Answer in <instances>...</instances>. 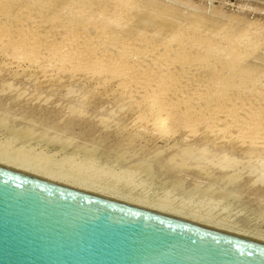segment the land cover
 Wrapping results in <instances>:
<instances>
[{
  "label": "rangeland",
  "instance_id": "374dc122",
  "mask_svg": "<svg viewBox=\"0 0 264 264\" xmlns=\"http://www.w3.org/2000/svg\"><path fill=\"white\" fill-rule=\"evenodd\" d=\"M36 1L40 2V5L39 3L34 5ZM36 1L22 0L20 2L16 0V4H12L13 7L15 5V8H17V6L22 5L26 8L20 12L16 10L12 14L17 15V18L20 16L18 18L20 19L25 18L24 15H31L30 12H36L35 10H37L41 12L42 22L46 23L48 19H51V22L56 20L57 22H54L56 25L52 23L54 27L58 28L56 32V28L53 29V27L54 32L52 31V25H49L51 24L49 20L50 23L48 24L47 22L49 26L45 23L42 25L45 26V31L43 30L44 27L40 30L41 25L37 23H34V28L29 27H33V22L31 25L28 22L25 25L27 28L33 29L32 31L30 30L31 36L36 26L37 31L40 33L38 35L42 36L41 34L45 32V39L48 38L46 42L50 41L49 43H51L54 50L50 46L47 47L45 45L46 48H41L42 51H39V54H34L32 50H26L27 48L21 45L24 37L22 39L14 36L11 40H0V157L4 160L7 159L5 158L7 155L11 162H15L12 161L13 158H18V160L20 158L25 163L30 161L36 165L31 166L32 164L28 163L30 167H35L37 170L34 169L38 172H42V170H38L37 164L39 165L38 167L45 165V169H49V172L45 173L47 170L44 167H40L45 170L42 173L50 175L49 173H52V170H57L51 175H61L62 177H59L64 178L65 181L68 177L72 178V175L76 176L74 179L72 178L73 182H76L75 179L81 185L85 182L83 185L97 190L94 192L114 197V199L123 202L126 201L135 205L141 204L140 206L144 204L143 207L145 208L150 205L151 208L161 207V209L168 213L170 212L169 214L173 216L180 217L183 215L188 220L197 219L196 221L203 224L209 221L207 224L211 226L223 227V229L264 240V151L256 150V147L249 149V151L244 150L243 147H240V145L244 144L236 142V140L218 139L219 134L214 133L218 129L216 126H219V120L217 121L216 119H210L208 126L207 124H200L192 128L193 130H179L180 132L178 131L176 134L161 135V130L175 121V115L171 114L173 116H169L170 119L167 118L165 120L167 122H165L164 119L167 116L162 112L160 117H162L161 119L164 122L161 121L160 126L159 124L157 125L160 129L155 125L153 126V118L149 114L151 107L146 102L149 94H144L145 92L142 91V93L138 94L135 90L126 91L123 83H120L117 78H115L116 80L114 79V76L118 75L117 72H119L118 69L121 66V64L117 65V62L126 59L133 60L135 65H143L150 62V55H146L148 53L147 43L155 42L156 44H161L178 34V38L182 37L180 39H185L183 41L184 47L181 46V48L196 51L195 53L201 56L203 54V59L208 58L209 55L201 53L200 50H203L208 44L209 46L216 43L217 45L219 44L218 47H221L222 51L227 54L225 55L220 50L222 53L220 55H224V57L232 56L233 52L237 56L239 55L237 52L240 51L238 53H240V57L242 56L241 65L245 71L249 72L246 73L245 78L253 77L255 79L248 83L250 85H247L245 93L242 91V95L239 94V90L236 91L237 84L231 83V86H234H232L233 89L236 86V90L231 91L232 94L230 92L229 99L236 97L235 99L237 100V97L241 96L238 101L234 98L231 101L229 100L227 105L230 107L229 109L235 108L233 110H238L241 115L245 116L255 115L257 111L263 112L264 0ZM31 2L34 3L33 6ZM43 2L46 3L44 4ZM46 4L47 7H44ZM76 5L78 6L77 8ZM35 7L36 9H34ZM59 7L62 8L63 12ZM78 8L81 9L80 12H78ZM83 8L88 12L85 9L82 10ZM100 8L110 13V16L108 13L105 14V11L103 12ZM119 9L122 10L123 14L118 11ZM93 10L94 13L98 12L99 16L97 18L94 17L96 14L92 12ZM71 11L72 15H74L73 17H71ZM68 12L69 14H67ZM79 13L89 15L83 16ZM30 15L27 17H31ZM76 15L79 16L81 22H83L81 16L83 19L86 17L84 23H81L79 18L76 19ZM61 16L62 18L68 17L72 21L70 22L68 19L65 18L64 20L63 18V21L67 20L63 22ZM118 16L121 18L118 23L112 21V18L115 20V17L118 18ZM59 18H61L60 21ZM107 18H110L109 21ZM20 20H17L19 23L15 21L16 23L10 22L12 24H0V26L13 27L20 33L27 29L23 26L24 20L23 22L22 19ZM78 20L79 22H73ZM142 20L145 21L143 22ZM60 22L63 23V27L68 22L67 26H69L70 30L75 28L77 34L81 32L77 30L81 28L78 25L86 23L83 26L86 29L84 30L82 27L81 30L83 32L86 31L85 33L89 35L87 36L85 33L81 35L80 33L81 36H79L84 39L81 41L89 43L90 51H86L87 44L85 46V42H82L85 51L81 50V45L77 47L75 52L74 50L69 53L63 50L60 52L56 51L54 45H58L64 34L67 31L74 32L69 31L67 26L66 31L62 24L59 28ZM6 23L8 24V22ZM71 23H74L75 26L71 27ZM187 28L191 30L189 31ZM29 29L27 30L29 31ZM102 29L105 33H103ZM49 30L52 31H50L51 36L48 33ZM58 31H60L59 35H57ZM62 31L66 32L63 33ZM99 31H101L103 38L99 36ZM94 32L99 35L97 36ZM53 34L56 37L55 35L53 37ZM192 38L197 44L200 43L198 47L191 44ZM196 38L197 40H195ZM89 39L91 42H89ZM95 40L98 42L96 43ZM107 41L114 45L116 44L115 47L119 49L117 48L118 50L114 51L112 47L113 50H111L109 42V46L106 48ZM100 42H102V46L106 43L103 47L109 50V53L106 49L104 51L103 48H100ZM141 42L144 44L142 45ZM126 44H130L133 46L132 48L139 49L141 52H133V57L132 51L127 52L123 49ZM36 45L38 44L35 43L32 46L35 47ZM123 45L124 47H121ZM238 45L244 46L243 49ZM67 46L69 47L68 43ZM78 48L80 49L78 50ZM235 48H241L242 51H245L242 54L240 49L236 50ZM45 49L49 50L47 54L44 51ZM121 49H123L122 53ZM110 50L113 52H110ZM142 51H145V54ZM142 53L144 56L141 55ZM100 56H105V60L109 61L110 65L116 66L114 73V70H112L109 74L104 73L101 75L102 73L98 72V70H89V67H93L94 60L100 58ZM226 58L228 57L222 59ZM55 60H61L67 70L58 69L60 64L58 66ZM205 60L208 61L207 59ZM224 62L222 61V63ZM40 67L44 71L39 69ZM69 67H76V69H71L70 71ZM195 69L193 81L190 79V84H195V86L201 85L203 82V84H211L213 81L214 86L215 84L218 85V80L215 82L213 77H216V73H218V76L223 73L220 69H217L218 72L210 69L209 72L205 71L206 73H203L204 69H200L199 66H196ZM199 70L201 71L199 72ZM159 71L156 74L160 73V76L161 74L163 76L166 74L161 72V70ZM140 73L137 69V72H134V77H139L138 75L141 76L143 74L142 71ZM223 75L225 74H222L221 77ZM154 76L151 78H154ZM104 78L105 81L103 80ZM236 82L238 83V81ZM195 86L194 88H196ZM235 92L239 93L236 94ZM132 95L136 96L132 98L130 97ZM143 98L146 99L144 102ZM154 102L152 101L150 104L152 105ZM244 104L250 106L247 113L239 110L241 105ZM146 113L147 115L149 114V117L145 116ZM262 120L264 121V117ZM149 122L152 126H150ZM163 124L166 125L164 126ZM189 132L192 133L190 134ZM259 145L263 147L264 142ZM18 160H16V163H21ZM230 161H232L231 165L229 164ZM59 170L60 172H58Z\"/></svg>",
  "mask_w": 264,
  "mask_h": 264
},
{
  "label": "water",
  "instance_id": "95a60500",
  "mask_svg": "<svg viewBox=\"0 0 264 264\" xmlns=\"http://www.w3.org/2000/svg\"><path fill=\"white\" fill-rule=\"evenodd\" d=\"M0 264H264V240L0 162Z\"/></svg>",
  "mask_w": 264,
  "mask_h": 264
},
{
  "label": "bare ground",
  "instance_id": "6f19581e",
  "mask_svg": "<svg viewBox=\"0 0 264 264\" xmlns=\"http://www.w3.org/2000/svg\"><path fill=\"white\" fill-rule=\"evenodd\" d=\"M15 1L16 0H0V24H6V25H9V23L10 22H14V23H16L15 21H17V20H20V19H22V22H23V20L27 17V16H29L28 14H27V16L26 15H24L25 16V18L23 19V18H20V19H18L16 16L17 15H13L12 14V12L14 13L16 10H17V12H20V11H22L24 8H26V7H24V6H20L19 4V6H17V8H15V5H14V7H13V5L12 4H16L15 3ZM18 1H22V0H18ZM36 1V0H35ZM51 1V0H50ZM68 1V0H67ZM70 1V0H69ZM68 1V2H69ZM73 1V0H72ZM86 1V0H85ZM90 1V0H89ZM95 1H97V0H95ZM95 1H94V3H95ZM111 1V0H110ZM110 1H109V3H110ZM118 1V0H117ZM126 1H128V0H126ZM34 2V1H33ZM33 2H31V4H32V6H33ZM47 2V1H46ZM45 2V3H46ZM82 2V1H81ZM124 2V1H123ZM122 2V3H123ZM17 3H19V2H17ZM39 3V5H40V2H35V4L34 5H37ZM44 3V2H43ZM44 3V4H45ZM48 3V2H47ZM50 3V2H49ZM74 3V2H73ZM107 3V2H106ZM120 3V2H119ZM130 3V2H129ZM54 4V3H53ZM81 4V3H80ZM86 4V3H85ZM127 4H128V2H127ZM42 5V4H41ZM72 5V4H71ZM95 5V4H94ZM98 5V4H97ZM102 5V4H101ZM110 5V4H109ZM115 5V4H114ZM131 5V4H130ZM26 6V5H25ZM44 6V5H43ZM43 6H41L42 8H43ZM67 6V5H66ZM80 6V5H79ZM82 6V5H81ZM89 6H91V5H89ZM28 7H29V5H28ZM37 7H39V6H37ZM40 7V9H42ZM44 7H47V4H46V6H44ZM48 7H50L49 5H48ZM62 7V6H61ZM65 7V6H64ZM78 6L76 5V8H77ZM100 7H102V6H100ZM129 7V6H128ZM60 8V7H59ZM76 8H75V10H76ZM117 8H119V7H117ZM34 9H36V7L34 8ZM38 9V8H37ZM61 10H62V8H60ZM66 9V8H65ZM68 9V8H67ZM85 8H83L82 10H84ZM101 10H102V8H100ZM99 9V10H100ZM116 9V8H115ZM33 10V9H32ZM44 10H45V8H44ZM59 10V9H58ZM74 10V11H75ZM78 12H80V8H78ZM101 10H100V13H101ZM122 10H123V8H122ZM122 10H118L119 12L121 11V13H122ZM127 10V9H126ZM10 11H11V13H10ZM29 11V10H28ZM36 12H30L31 13V17H27L25 20H24V22H23V26L24 27H26L27 28V26H25L26 24H32V22H33V27H31V26H29L30 28H34V23H37V24H39V25H41V29L40 28H38V29H40V30H42V28H43V30L45 31L46 29H45V26H42V25H44L43 23H45V22H42L43 20H42V15H41V12H39V11H37V10H35ZM60 11V10H59ZM58 11V12H59ZM64 11H66V10H64ZM68 11V10H67ZM70 11V10H69ZM85 11H86V9H85ZM103 11V10H102ZM105 11V10H104ZM103 11V12H104ZM25 13H26V11H24ZM44 12V11H43ZM47 13H48V11H46ZM62 12H63V10H62ZM77 12V13H78ZM81 12H84V11H81ZM86 12H88V11H86ZM85 12V13H86ZM93 13H94V10L92 11ZM118 12V13H119ZM50 13V12H49ZM60 13V12H59ZM75 13H76V11H75ZM98 13V12H97ZM97 13H94V14H96V16L94 15V17H98L99 16V14H97ZM108 12H106L105 11V14H107ZM20 14V13H19ZM67 14H69V12L67 13ZM71 17H73L74 15H72V11H71ZM74 14V13H73ZM79 14H82V13H79ZM104 14V13H103ZM110 13H108V15H109ZM123 14V13H122ZM152 14V13H151ZM83 16H88V15H84V13L82 14ZM108 15H106V16H108ZM114 15H115V13H114ZM131 15V14H130ZM66 16V15H65ZM67 16H69V15H67ZM78 15H76V19L77 18H79V16L77 17ZM81 16V15H80ZM110 16V15H109ZM137 16V15H136ZM22 17V16H21ZM70 17V16H69ZM70 17V18H71ZM90 17H92L91 15H90ZM89 17V18H90ZM93 17V18H94ZM102 17V16H101ZM114 17V16H113ZM117 17V16H116ZM115 17V20H114V18H112L113 20L112 21H116V23H118L119 21H120V17L118 16V18H116ZM156 17V16H155ZM15 18H17V20H15L14 21V19ZM61 18H62V16H61ZM61 18H59V21L61 20ZM64 18V20H65V18L66 17H63ZM63 18H62V21H63ZM69 18V19H70ZM81 18H82V21L83 22H81V20H80V18H79V20H80V22L81 23H84V19L86 18V17H84V19H83V17L81 16ZM88 18V17H87ZM66 19H68V17L66 18ZM68 19V20H69ZM74 19V18H73ZM90 19H92V18H90ZM100 19V18H99ZM108 19V21H109V19L110 18H107ZM138 19V18H137ZM140 19H143V18H140ZM33 20V21H32ZM49 20V19H48ZM47 20V22H48V24L51 22L50 20V22ZM79 20L78 21H73V22H79ZM21 21V20H20ZM31 23H30V22ZM56 21V20H55ZM54 21V22H55ZM59 21H58V23H59ZM61 21V22H62ZM67 21V20H66ZM66 21H63V22H66ZM70 21V20H69ZM68 21V22H69ZM71 21H72V19H71ZM70 21V22H71ZM86 21L88 22V20L86 19ZM137 21V20H136ZM141 21V20H140ZM143 22L145 21V20H142ZM148 21V20H147ZM146 21V22H147ZM6 22H8V24L6 23ZM28 22V23H27ZM47 22L45 23V24H47ZM54 22H53V20H52V22H51V24H49L50 26L52 25V23L54 24ZM57 22V21H56ZM60 22V25L58 26V24H57V26L60 28V26H61V24H62V27H63V23H61ZM68 22H67V25H68ZM149 22V21H148ZM147 22V23H148ZM17 23H19L18 21H17ZM40 23H42V24H40ZM103 23V22H102ZM105 23V22H104ZM115 23V24H116ZM134 23V22H133ZM150 23V22H149ZM10 24H12V23H10ZM20 24H22V23H20ZM37 24H35V25H37ZM47 24V26H49ZM70 24V23H69ZM72 24V23H71ZM80 24V23H79ZM86 24V23H85ZM85 24L83 25V24H81V25H78V26H81V28L83 27V26H85ZM111 24H112V22H111ZM54 25H56V23L54 24ZM64 25H66V24H64ZM66 25V26H67ZM110 25V24H109ZM4 26V25H3ZM13 26V25H12ZM63 27V28H65L66 29V31H67V27L69 28V26H67V27ZM73 26H75L74 25V23L72 24V26L71 27H73ZM93 26V25H92ZM171 26V25H170ZM52 27H53V29L54 28H56V30H55V32L58 30V28L57 27H54L53 25L51 26V29H52ZM77 27V26H76ZM106 27V26H105ZM112 27H113V25H112ZM178 27V26H177ZM188 27V26H187ZM191 27V26H190ZM19 28V27H18ZM50 28V27H49ZM78 28V27H77ZM76 28V29H77ZM81 28H79V29H77V30H79V31H81L80 33H81V35H82V33H85L86 31H82L81 30ZM84 28V27H83ZM90 28V27H89ZM95 28H99V27H95ZM94 28V29H95ZM101 28H103V27H101ZM172 28V27H171ZM195 28V27H194ZM20 29V28H19ZM27 29H29V28H27ZM26 29V30H27ZM35 29H36V31H35ZM34 29V31H33V35L31 36V34L32 33H30V30L31 29H29V31L27 30H25V31H23V32H20V33H18V31H16L13 27H2V26H0V40L1 41H4L5 39H13L14 38V36H16V38H18V37H21L22 39H23V37H24V41H22V43H21V45L24 47H26L27 49L26 50H32L33 51V53L34 54H36V53H38L39 54V51H42V49H44V48H46V46L48 47V46H50L51 47V49L53 48V46H51V43H49V42H46V40L48 39V38H46L45 39V36H44V34L46 35V33L44 32V34L42 33L41 35L42 36H40V35H38V34H40L39 33V31H37V26H36V28ZM48 29V28H47ZM52 29V31L54 32V30ZM86 29V27L84 28V30ZM88 29V28H87ZM91 29H93V27H91ZM104 29V28H103ZM103 29H102V31H103ZM175 29V28H174ZM188 29V28H187ZM195 29H197V28H195ZM24 30V29H23ZM33 30V29H32ZM31 30V31H32ZM60 30V29H59ZM61 30H63V29H61ZM97 30V29H96ZM101 30V29H100ZM104 30H106V29H104ZM108 30V29H107ZM189 30V29H188ZM191 30V29H190ZM189 30V31H190ZM197 30H199V29H197ZM223 30V29H222ZM22 31V30H21ZM48 31V30H47ZM51 30H49V35H50V33L52 32H50ZM66 31H62L63 33H65ZM69 31H74V32H66L65 34H64V36H63V38H62V40L58 43V45H54V47H55V49H56V51H58V52H60L61 50H63V51H65L66 53H69V52H72V50H74V52H75V50L77 51V47L79 46V45H81L80 46V48H82L81 50H84L83 49V45H82V42L83 41H81L82 39H83V37H80L81 35H80V33L79 34H77L76 32H75V28H74V30H70V28H69ZM87 31H89V30H87ZM93 31V30H92ZM117 31H118V29H117ZM176 31V30H175ZM178 31H181V30H178ZM177 31V32H178ZM218 31V30H217ZM43 32V31H42ZM101 31H99L98 33H100ZM110 32V31H109ZM115 32H116V30H115ZM37 33V34H36ZM59 33H60V31H58V34L57 35H59ZM95 33V32H94ZM103 33H105L104 31H103ZM107 33V32H106ZM113 33V32H112ZM118 33V32H117ZM179 33V32H178ZM191 33V32H190ZM217 33V32H216ZM62 34V33H61ZM86 34V33H85ZM92 34V33H91ZM96 34V33H95ZM95 34H93V35H95ZM177 34V33H176ZM180 34V33H179ZM195 34V33H194ZM49 35H47V36H49ZM52 35V34H51ZM50 35V36H51ZM54 35L55 34H53V37H54ZM80 35V36H79ZM87 35V34H86ZM89 35V34H88ZM87 35V36H88ZM97 36L99 35V34H96ZM106 35V34H105ZM108 35V34H107ZM118 35V34H117ZM180 35H182V34H180ZM179 35V36H180ZM185 35V34H184ZM44 36V37H43ZM85 36V35H84ZM97 36H96V38H97ZM99 36H101V33H100V35ZM104 36V35H103ZM109 36V35H108ZM132 36V35H131ZM170 36V35H169ZM175 36H176V38H175ZM178 36V34L177 35H174V37L172 36L170 39H168L169 41H166V42H162L161 44H156L155 42L154 43H147V45H146V48H147V54L146 55H150L149 57H151V58H153V59H149V61L150 62H147V63H144L143 65H135V62H133V60H127L126 58V60H124V61H122V60H120L119 62H117L116 64L118 65V64H121V66H120V68L118 69L119 70V72H117L118 73V75L116 74V76H114V79L115 78H117V79H119L120 80V83H123V87L125 88V90L126 91H129V90H135V91H137L136 93H142V92H145L144 94H146V93H148L149 95H148V98H147V100L146 99H144L145 98V96H144V98H143V102H144V100H146V102L150 105V107H151V111H150V115H152V116H150V117H152L153 118V122L151 121V120H149L150 122H152V124H153V126L155 125V126H157L158 124H159V126H160V123H161V121H162V117H160V115L162 114V112H164L165 113V116H167V117H165V119H164V121L168 118V119H170L169 118V116H173V115H171V114H174L175 116V121L173 122V123H171L168 127L166 126L165 128H163L162 130H161V135H164V136H166V135H171V134H176L179 130L180 131H186L187 129H189V130H193L192 128H195V126H199L200 124H207V126H208V123H209V120L210 119H212V120H214V119H216L217 121L219 120V122H218V125L219 126H216V127H218V129L216 130V131H214V133H217V134H219V138L218 139H228V140H230V141H234V140H236V142H239V143H241V144H244V145H246L245 147H244V145H240V147H243V149L244 150H248L249 151V149L251 150V149H254L255 147H256V150L258 149V150H261V151H264V146L263 147H261L259 144H261L262 142H264V121L262 120L263 119V115H264V110H263V112L262 111H257L256 113H255V115H248V116H245V115H241V113H239V111L237 110H233V109H235V108H232V109H229L230 107H228V105H227V102H229V95H231L232 94V92L231 91H233V90H236L235 88H236V86H237V90L236 91H238L239 90V94H241L242 93V91H243V93H245L244 91H245V89H246V87H247V85H250V84H248V83H250L251 81H253L254 79H253V77H250L249 79H247V78H245V75H247L246 73H249L247 70V72L244 70V68L242 67V65H241V63H242V56L240 57L239 55H240V53H238V52H240V51H238L237 52V54H239V55H234V52H233V55H232V53H231V55L232 56H225V57H228V58H226V59H222V58H225L224 57V55H220V50L222 51V48L221 47H218V45H217V43L216 44H214V45H211V46H209V44L208 45H206V47L203 49V50H200L201 51V53H206L207 55H209L210 56V58H209V56H208V58H205V59H207L208 61H206L205 59H203V54H202V56L200 55V54H196L195 52L196 51H192V50H187V48H183L184 46H183V41L185 40H183V39H180V38H182V37H180V38H178L177 37ZM192 36V35H191ZM215 36H217V35H215ZM244 36V35H243ZM55 37H56V35H55ZM58 37V36H57ZM91 37V36H90ZM94 37V36H93ZM102 37V36H101ZM126 37V36H125ZM185 37H187V36H185ZM87 38V37H86ZM103 38V37H102ZM117 38V37H116ZM189 38V37H188ZM216 38V37H215ZM240 38V37H239ZM21 39V40H22ZM106 39V38H105ZM105 39H102V40H105ZM123 39V38H122ZM16 40V39H15ZM84 40V39H83ZM86 41H88L87 39H85ZM101 40V41H102ZM107 40V39H106ZM108 40H109V38H108ZM179 40V41H178ZM191 40H193L194 41V39L192 38ZM190 40V41H191ZM195 40H197V38L195 39ZM233 41H234V39H232ZM96 41V43L98 42L97 40H95ZM100 41V40H99ZM192 41V42H193ZM201 41V40H200ZM243 41V40H242ZM255 41V40H254ZM12 42V41H11ZM20 42V41H19ZM85 42V41H84ZM83 42V43H84ZM89 42H91L90 41V39H89ZM94 42V41H93ZM108 42L109 41H107L106 43H107V45L105 46L106 48H108L107 46H109V44L111 45V50H113L114 49V51L115 50H118L116 47H115V45L114 44H112V43H110L109 42V44H108ZM146 42H148L147 40H146ZM152 42V41H151ZM187 42V41H186ZM191 42V44L192 45H194L195 47L197 46H199V44L200 43H198L197 44V42L196 41H194V43H192ZM212 42V41H211ZM235 42V41H234ZM13 43V42H12ZM38 44V45H36L35 47L34 46H32V45H34V44ZM53 43V42H52ZM67 43L69 44V47H68V50H67V47H66V45H67ZM101 43V47L100 46H98V47H100V48H103V50L105 51V49H104V45L106 44V43H104V45L102 46V42H100ZM114 43V42H113ZM121 43V42H120ZM119 43V44H120ZM11 44V43H10ZM14 44V43H13ZM47 44H50V45H47ZM86 42H85V46H86ZM90 44H95V43H90ZM133 44V43H132ZM141 44H142V42H141ZM144 44V43H143ZM142 44V45H143ZM204 44V43H203ZM235 44V43H234ZM238 44V43H237ZM236 44V45H237ZM243 44V43H242ZM245 44V43H244ZM46 45V46H45ZM89 45V43L87 44V48H86V51L87 50H89L90 51V45ZM97 45V44H96ZM98 45H99V43H98ZM122 45V44H121ZM138 45V44H137ZM252 45V44H251ZM21 46V47H22ZM84 46V47H85ZM118 46V45H117ZM139 46V45H138ZM145 46V45H144ZM181 46H183L182 48H181ZM191 46V45H190ZM238 46H241V45H238ZM238 46H235V47H238ZM247 46V45H246ZM14 47V46H13ZM16 47V46H15ZM24 47V48H25ZM112 47H113V49H112ZM116 49H115V48ZM121 47H124V45L123 46H121ZM120 47V48H121ZM133 46H131L130 44H126L125 45V47L123 48V49H125V51H132V56H133V52H137V53H139V52H141V51H139V49H134V48H132ZM189 47V46H188ZM192 47V46H191ZM191 47H189V48H191ZM234 47V46H233ZM242 47V46H241ZM244 47V46H243ZM243 47H242V49H243ZM4 48V47H3ZM23 48V49H24ZM42 48V49H41ZM80 48H78V50L80 49ZM92 48V47H91ZM193 48V47H192ZM246 48V47H245ZM49 49V48H48ZM109 49H110V47H109ZM123 49H121V53H122V51H123ZM142 49H143V47H142ZM145 49V48H144ZM236 50L238 49V48H235ZM240 50H241V48H239ZM238 49V50H239ZM10 50V49H9ZM50 50V49H49ZM49 50H47V49H45L44 51H46V54H47V51H49ZM52 50H54V49H52ZM99 50H101V49H99ZM107 50V49H106ZM110 50V52H113V51H111ZM196 50H198V49H196ZM224 50V49H223ZM15 51V50H14ZM43 51V52H44ZM62 51V52H63ZM85 51V50H84ZM94 51H95V49H94ZM97 51V50H96ZM108 51V53H109V50H107ZM226 51V50H225ZM234 51V50H233ZM242 51V50H241ZM243 51H245V50H243ZM242 51V54L244 53ZM11 52H12V50H11ZM81 52H83V51H81ZM126 52V53H127ZM142 52H144V54H145V51H142ZM199 52V51H198ZM222 52H224V51H222ZM22 53V52H21ZM64 53V52H63ZM80 53V52H79ZM85 54H86V52H84ZM97 53V52H96ZM120 53V52H119ZM226 53H227V51H226ZM12 54V53H11ZM34 54H33V56H34ZM42 54V53H41ZM45 54V53H44ZM43 54V55H44ZM84 54V55H85ZM88 54H90V53H88ZM95 54V53H94ZM93 54V55H94ZM129 54V53H128ZM144 54L142 53L141 55H143L144 56ZM159 54V55H158ZM222 54V53H221ZM224 54H225V52H224ZM16 55V54H15ZM14 55V56H15ZM18 55V54H17ZM74 55V54H73ZM80 55V54H79ZM113 55H115V54H113ZM145 55V57H147ZM225 55H227V54H225ZM229 55H230V52H229ZM10 56V55H9ZM77 56V55H76ZM112 56V55H111ZM136 56V55H135ZM138 56V55H137ZM201 56V57H200ZM8 57V56H7ZM30 57H32V56H30ZM29 57V58H30ZM52 57V56H51ZM81 57V56H80ZM102 56H100V58H98V59H96V60H94V63H93V67H89V70H98V72H100V73H102L101 75H103L104 73L105 74H109V73H111L112 72V70H114L115 68H116V66L114 65V66H112V65H110L108 62L109 61H106L105 60V56H103L102 58H101ZM134 57V56H133ZM139 57V56H138ZM148 57V58H149ZM218 57H222V58H219V59H217ZM252 57V56H251ZM16 58V57H15ZM27 58V57H26ZM39 58H42V57H39ZM82 58V57H81ZM93 58V57H92ZM115 58V57H114ZM113 58V59H114ZM141 58H143V57H141ZM18 59V58H17ZM59 59V58H58ZM79 60V59H78ZM85 60V59H84ZM244 60V59H243ZM16 61V60H15ZM87 61V60H86ZM222 61L224 62V63H222ZM34 62V61H33ZM55 62L56 63H58L57 65L59 66V64H60V66L58 67V69H66L67 70V67L65 66H63V62L60 60V61H56L55 60ZM82 62V61H81ZM55 63V64H56ZM62 63V64H61ZM89 63V62H88ZM55 64H53L54 66H55ZM65 64V63H64ZM90 65V66H91ZM136 66V67H135ZM196 66L198 67L199 66V68L201 69H204V71H202L203 73L206 71V72H209L210 71V69H211V71H217L218 72V70L217 69H220V70H222V72L223 73H221L220 71V76H218V73H216V77H213V79L215 80V82H216V80H218L217 81V83H218V85H216L215 84V86L213 85V83H214V81L211 83V84H209V83H207V84H201V85H198V86H195V84L194 85H192V84H190L191 82V80L190 79H192V81H193V78L195 77V75H194V73L196 72L195 70V68H196ZM70 68V71H71V69L72 70H74V69H76V67L74 68V67H69ZM118 68V67H117ZM39 69H41L42 70V68L40 67ZM137 69H138V72H139V74H141L140 72L142 71V75L140 76V75H138L139 77H134V72L136 71L137 72ZM206 69V70H205ZM238 69V70H237ZM248 69V68H247ZM141 70V71H140ZM159 70H161V72H165L166 74H164V76L161 74V76L159 75V74H156V72L158 71V72H160ZM42 71H44V70H42ZM116 70H114L113 71V73L115 72ZM197 71H198V68H197ZM201 70H199V72H200ZM238 71H240V73H238ZM157 72V73H158ZM205 72V73H206ZM211 73V72H210ZM136 74H138V73H136ZM155 76H154V75ZM198 74V73H197ZM222 74H225V75H223V77H221V75ZM215 75V74H214ZM99 76V75H98ZM110 76H112V75H110ZM152 76H154V78H151ZM259 76V75H258ZM113 77V76H112ZM221 77V78H220ZM263 77H264V75H263ZM197 78V77H196ZM199 79V78H198ZM104 81H105V78L103 79ZM116 80V79H115ZM204 80V79H203ZM236 81H238V83L236 82ZM208 82V81H207ZM193 83V82H192ZM231 83L233 84L234 83V85L235 84H237L236 86H235V88L233 89V87L231 86ZM198 84V83H197ZM255 84V83H254ZM252 85V84H251ZM194 86L196 87V88H194ZM120 87V86H119ZM122 87V88H123ZM221 87V88H220ZM232 87V88H231ZM258 87H260V86H258ZM263 87V86H262ZM261 87V88H262ZM116 88V87H115ZM123 88V89H124ZM231 90H230V89ZM264 88V87H263ZM249 89V88H248ZM250 90V89H249ZM261 90V89H260ZM124 91V90H123ZM142 91V92H141ZM252 91V90H251ZM250 91V92H251ZM258 91V90H257ZM256 91V92H257ZM131 92V91H130ZM230 92H231V94H230ZM260 92V91H259ZM128 93V92H127ZM132 93V92H131ZM236 93V92H235ZM238 93H236V94H238ZM255 93V92H254ZM236 94H235V96H236ZM242 95V94H241ZM240 95V96H241ZM256 95V94H255ZM136 95H132V96H130V97H135ZM238 96V95H237ZM240 96H238L237 97V100L235 99L236 97H232L231 98V100L234 98L236 101H238V98L240 97ZM147 97V96H146ZM260 97V96H259ZM264 97V96H263ZM140 99V98H139ZM139 99H138V101H139ZM240 99V98H239ZM264 99V98H263ZM230 100V101H231ZM135 101V100H134ZM137 101V102H138ZM152 101L154 102V104H150V103H152ZM260 101V100H259ZM136 102V103H137ZM140 102H141V100H140ZM235 102V101H234ZM135 103V104H136ZM240 103V102H239ZM242 103V102H241ZM134 104V103H133ZM142 104V103H141ZM237 104H238V102H237ZM233 105H234V103H233ZM234 106H236V105H234ZM249 107L250 106H248V104H244V105H241V107H240V112L241 111H243V112H245V113H247V111H249L248 109H249ZM262 108V107H261ZM138 110V109H137ZM195 110H197L196 112H195ZM258 110V109H257ZM252 111V110H251ZM255 112V111H254ZM254 112H253V114H254ZM176 113V114H175ZM245 113H243V114H245ZM250 113V112H249ZM252 113V112H251ZM144 114V113H143ZM149 114L147 115V113L145 114V116L146 117H149ZM144 116V117H145ZM263 116V117H262ZM137 117V116H136ZM141 117V116H140ZM144 117H142V118H144ZM163 117V118H164ZM253 117V118H252ZM139 118V117H138ZM138 118H136V119H138ZM172 119V118H171ZM140 120V119H139ZM144 120V119H143ZM142 120V121H143ZM164 121H162V122H164ZM211 121V120H210ZM135 122H139V121H135ZM134 122V123H135ZM149 122V123H150ZM165 122H167V121H165ZM168 122H170V121H168ZM139 123H141V122H139ZM146 123V122H145ZM145 123H144V125H145ZM214 123V122H213ZM143 124V123H142ZM151 124V123H150ZM149 124V125H150ZM152 124L150 125V126H152ZM210 124V123H209ZM148 125V126H149ZM164 125V124H163ZM166 125V124H165ZM164 125V126H165ZM216 125H217V123H216ZM162 126V125H161ZM204 127V126H203ZM210 127V126H209ZM150 128V127H149ZM152 128V127H151ZM157 128H159L158 126H157ZM155 129H156V127H155ZM160 129V128H159ZM156 131H157V129H156ZM179 131V132H180ZM160 132V131H159ZM193 132V131H192ZM191 132V133H192ZM157 133V132H156ZM190 133V132H189ZM190 133V134H191ZM210 134V133H209ZM23 135V134H22ZM160 135V136H161ZM159 136V135H158ZM189 136V135H188ZM170 138H171V136H170ZM221 142V141H220ZM232 146V145H231ZM243 150V151H244ZM256 150H255V152H256ZM247 151V152H248ZM245 152V151H244ZM246 153V152H245ZM246 154H248V153H246ZM245 154V155H246ZM251 154V153H250ZM249 155V154H248ZM247 155V156H248ZM5 156V155H4ZM3 156V157H4ZM250 156V155H249ZM5 158H7L8 159V156L6 155V157ZM2 159V160H1ZM7 159H4L3 160V158H1L0 157V162H3V163H6V164H10V165H13V166H16V167H19V168H22V169H25V170H29V171H32V172H35V173H38V174H41V175H44V176H47V177H50V178H53V179H57V180H60V181H63V182H66V183H69V184H72V185H76V186H79V187H82V188H85V189H88V190H91V191H97V190H95V189H93V188H90L89 186H85V185H83V184H85V182L81 185L80 184V182H78L77 183V179H75L76 180V182H73L72 181V178L74 179L75 177L72 175V178H70V177H68L67 179H66V181H65V179L63 178H60L59 176H61V175H59V176H57V175H51V174H53V172H57V170L56 171H54V170H52L53 172L52 173H49L50 175H48V174H44V173H42V172H44L45 170H47V168L45 169V165H40V167H44V169L42 168H40V167H38L39 165L37 164V168H38V170H42V172H38V171H36L37 169L35 168V167H30V164H28V163H31L30 161L28 162V161H26L27 163H25V161H21L20 160V158H19V160H18V158L17 159H15V158H13L12 159V161H15V162H11L9 159L7 160ZM15 159V160H14ZM16 160H18V161H21V163L20 162H17L16 163ZM23 160V159H22ZM25 160V159H24ZM23 162V163H22ZM42 162V161H41ZM232 161H230L229 162V164L231 165L232 163H231ZM264 162V161H263ZM43 163V162H42ZM42 163H40V164H42ZM224 163V162H223ZM234 163V162H233ZM27 164H28V166H27ZM32 164V163H31ZM44 164V163H43ZM35 164L33 163L31 166H34ZM172 165V164H171ZM225 165V164H224ZM36 166V165H35ZM216 167H218V166H216ZM222 167V166H221ZM36 170H35V169ZM247 168V167H246ZM229 170V169H228ZM46 172H49V169L47 170V171H45V173ZM58 172H60V170L58 171ZM62 174H64V173H62ZM64 176V175H63ZM68 176V175H67ZM70 176H71V174H70ZM234 176V175H233ZM62 177V176H61ZM66 178V177H65ZM78 178V177H77ZM69 179H70V181H69ZM74 180V181H75ZM79 180V179H78ZM85 181V180H84ZM83 182V181H82ZM88 183H90V182H88ZM87 184V183H86ZM89 185V184H88ZM95 185V184H94ZM93 185V186H94ZM99 189H100V187H99ZM103 189H105V188H103ZM100 192V191H99ZM104 192H105V190H104ZM114 195V194H113ZM112 198V197H111ZM114 198V197H113ZM138 200V199H137ZM121 201V200H120ZM128 201V200H127ZM126 202V201H125ZM126 203H128V202H126ZM137 203V202H136ZM138 203H140V202H138ZM129 204H132V205H135L134 203H129ZM143 204V203H142ZM141 205V204H140ZM140 205H138V204H136L135 206H138V207H142V208H145V207H143V205L142 206H140ZM151 206V205H150ZM146 207L145 209H149V210H153V211H157V212H160V213H164V214H168V215H170L167 211H165V210H163V209H161V207L160 208H158V207H154V208H151V207ZM226 211V210H225ZM179 212V211H178ZM172 213V212H171ZM183 213V212H182ZM175 214V213H174ZM187 214V213H186ZM189 214V213H188ZM172 215V214H171ZM190 215V214H189ZM199 215V214H198ZM173 216V215H172ZM191 216H193V215H191ZM177 217V216H176ZM181 218H183V219H185L186 217H184L183 215L182 216H180ZM179 217V218H180ZM199 217V216H198ZM197 217V218H198ZM187 219V218H186ZM203 219H205V218H203ZM207 219V218H206ZM209 219V218H208ZM188 220V219H187ZM191 221H195V222H199V221H196L195 219H190ZM209 221H207V223H208ZM206 223V224H207ZM218 224V223H217ZM224 224V223H223ZM207 225H209V224H207ZM222 229H223V227H222ZM227 230V229H226Z\"/></svg>",
  "mask_w": 264,
  "mask_h": 264
}]
</instances>
